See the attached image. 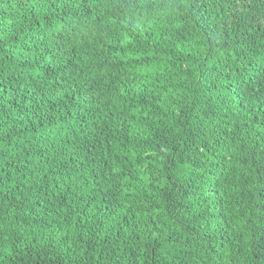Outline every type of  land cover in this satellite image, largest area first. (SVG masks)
I'll return each mask as SVG.
<instances>
[{
  "label": "trees",
  "instance_id": "1",
  "mask_svg": "<svg viewBox=\"0 0 264 264\" xmlns=\"http://www.w3.org/2000/svg\"><path fill=\"white\" fill-rule=\"evenodd\" d=\"M0 264H264V0H0Z\"/></svg>",
  "mask_w": 264,
  "mask_h": 264
}]
</instances>
